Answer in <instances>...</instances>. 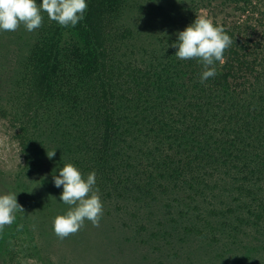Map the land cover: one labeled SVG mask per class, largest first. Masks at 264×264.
Masks as SVG:
<instances>
[{"label": "trees", "instance_id": "trees-1", "mask_svg": "<svg viewBox=\"0 0 264 264\" xmlns=\"http://www.w3.org/2000/svg\"><path fill=\"white\" fill-rule=\"evenodd\" d=\"M139 1L88 0L75 27L42 12L22 102L56 127L69 123L74 161L104 192L186 184L197 202L225 171L264 220V0H226L239 15L224 20L211 18V1L193 4L184 28L203 15L232 40L204 83L202 63L175 56L178 33L148 62L134 58L126 15Z\"/></svg>", "mask_w": 264, "mask_h": 264}, {"label": "rangeland", "instance_id": "rangeland-1", "mask_svg": "<svg viewBox=\"0 0 264 264\" xmlns=\"http://www.w3.org/2000/svg\"><path fill=\"white\" fill-rule=\"evenodd\" d=\"M210 1L213 20L239 15L231 2L204 4ZM138 3L126 18L135 30L134 58L148 62L183 30L199 0ZM37 32L23 24L0 31V193H18L24 208L12 224L0 226V264H264L257 203L225 171L209 176L206 196L197 202L187 198L186 184L121 196L96 184L104 205L99 227L86 220L67 238L55 234L53 220L69 205L53 176L68 162L86 174L66 145L69 123L56 127L22 102L21 76Z\"/></svg>", "mask_w": 264, "mask_h": 264}, {"label": "clouds", "instance_id": "clouds-1", "mask_svg": "<svg viewBox=\"0 0 264 264\" xmlns=\"http://www.w3.org/2000/svg\"><path fill=\"white\" fill-rule=\"evenodd\" d=\"M87 7L88 0H0V31H15L23 24L31 32L41 26L42 12L61 26L75 27L84 19ZM231 43L222 25L201 15L178 32L172 46L177 49L175 56L178 59H197L202 63L204 70L200 82L204 83L216 75L215 63L223 62V53ZM47 156L53 158L55 150L48 151ZM53 182L55 187L62 188L60 200L69 205L66 212L53 220L54 232L60 239L79 231L86 220L99 227L104 205L99 189L94 187L95 171L85 177L73 163H64L53 176ZM17 194L0 193V226L12 224L15 213L24 212Z\"/></svg>", "mask_w": 264, "mask_h": 264}]
</instances>
